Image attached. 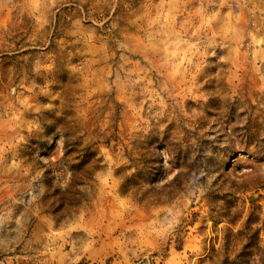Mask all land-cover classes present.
Returning <instances> with one entry per match:
<instances>
[{"label": "rangeland", "instance_id": "obj_1", "mask_svg": "<svg viewBox=\"0 0 264 264\" xmlns=\"http://www.w3.org/2000/svg\"><path fill=\"white\" fill-rule=\"evenodd\" d=\"M0 264H264V0H0Z\"/></svg>", "mask_w": 264, "mask_h": 264}]
</instances>
